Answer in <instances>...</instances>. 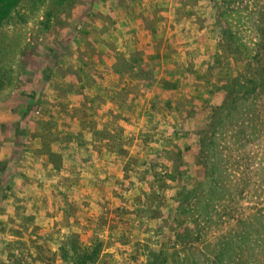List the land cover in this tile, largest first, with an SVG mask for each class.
Returning a JSON list of instances; mask_svg holds the SVG:
<instances>
[{
	"label": "rangeland",
	"instance_id": "obj_1",
	"mask_svg": "<svg viewBox=\"0 0 264 264\" xmlns=\"http://www.w3.org/2000/svg\"><path fill=\"white\" fill-rule=\"evenodd\" d=\"M152 1L22 0L0 25V264H73L74 238L80 252L101 244L94 264H264V88L253 98L244 97L230 115L225 110L214 114L229 82L264 78V0H177V10L186 13L181 17L175 12L177 23L184 17L192 23L179 28L166 20L171 60L166 69L186 77L167 73L169 93L156 100L166 115L146 116L154 127L159 121L161 128L166 126L163 140L173 136L166 162L146 158L154 149V136L144 130L139 137L149 139L151 147L135 145L130 107L124 109L127 118L118 110L121 101L139 100L140 86H154L149 77L133 85L136 77L129 75L137 74L130 61H139L150 47L151 23L145 14L154 7ZM197 61L200 65L193 69ZM182 67L187 74L176 72ZM107 75L126 88L120 91L117 83L104 91ZM217 118L223 123L214 138L199 134ZM65 119L72 132L63 127ZM73 119L80 125L68 122ZM85 133L108 147L104 153L115 154L110 162L129 174L126 182L147 184L149 190L141 191L139 199L150 202L133 228L148 236L133 245L136 251L102 256L108 248L105 240L88 245L71 234L59 243L57 256L51 254L50 240L39 234L35 247L22 240L21 234H30L17 222L18 186L30 192L32 185L83 183L86 161L73 154L72 145ZM190 193L186 206L182 198ZM131 241L120 244L133 247Z\"/></svg>",
	"mask_w": 264,
	"mask_h": 264
},
{
	"label": "crops",
	"instance_id": "obj_2",
	"mask_svg": "<svg viewBox=\"0 0 264 264\" xmlns=\"http://www.w3.org/2000/svg\"><path fill=\"white\" fill-rule=\"evenodd\" d=\"M177 2V0H154V2H151L150 6L154 7L150 8L145 14L150 19L151 23L149 26L150 29L148 30V38L149 41H151L149 43L150 47H147V51L142 56L138 55L140 56L139 61L138 59L135 61V58L133 59L134 63L132 65L131 61L129 63L130 66H135L136 70L134 69V71H137V74L140 75L138 76L136 73L129 75H135L136 77L133 79V85L135 83L138 84V81H142L144 77H149L153 80L154 86H140L139 100L132 95L133 97H130L127 103L121 101L122 107L118 108V110L121 109V114L125 116L127 113L124 114V109L130 107V112L127 111L130 115L128 122H135V126L133 127L135 129L133 132L137 133L133 141L135 145H148L150 143L149 139L143 142L142 138L139 137V133L144 130V132L151 133V137L154 136V149L145 154L147 155L146 158L153 162L159 159L166 162V147L171 144V139L173 137H166V140H163L162 137L165 136L163 129H166V126H162L161 128V123L159 121L157 122V127H154L152 124L154 120L151 122L152 118H150L153 117L152 115L162 111L160 110L161 108H158V104L156 105V100H161L160 96L166 98V95L169 93V91L166 90V85L164 87L166 77L168 76L167 73L169 74L172 72L170 69H166V67H171L169 63L171 60L168 59L170 57H168L166 51V48L169 46L166 45V36L164 37V32H166V20H169L170 24L179 28L183 26V23L188 25L192 23V21L187 22L186 17L183 18L184 21H182V24L181 22L177 23L175 18L178 16L175 15V12H179V16L181 17L182 15H186L184 8L177 10ZM166 7L169 8L168 11ZM138 15L139 19H137L140 20L138 21V23H140L141 13ZM158 38L163 39L162 41H158ZM154 42L156 45L153 44ZM210 42L212 43V38H210ZM211 43L209 44L210 46ZM175 57L177 56H173V59ZM186 64L187 62L183 63V66L187 69L188 66ZM196 65V67H193L192 64L191 67L197 69L200 63L197 61ZM184 67L175 71L179 72V70H181L187 74ZM111 72L115 73L116 71L110 70V73ZM125 74L123 78L125 77L124 79H128L126 77L128 76L127 72H125ZM172 75L175 79H180L182 76L180 73ZM107 77L109 83L106 79V82L103 84L104 91L116 87L117 83L120 84V91L126 88L122 83L118 82V79L114 78V76L107 75ZM185 77L186 75H183V78ZM68 78L67 76L66 80ZM113 83H115V86ZM110 98H113L112 94H110ZM116 104L119 105L118 100H116ZM163 105H166V101H163ZM95 107L96 105L93 108L95 109ZM139 107H141V109H139ZM93 108H90V110ZM57 109L59 111V107ZM94 109L92 111H94ZM73 111L75 112V109H70V112ZM140 113H143V116ZM149 113L154 114L151 115ZM161 114L166 115V111L165 113L163 111L160 112V115ZM148 115L150 117H146ZM106 117L108 118V116ZM125 117L127 118V116ZM163 121L166 123V118L163 119ZM66 122V119L61 122L63 127H67V131L72 132L73 128L70 127L71 125H67ZM68 122L80 125L75 119ZM129 123H127V121H120V126L125 125L129 128ZM73 142V154H81V157L83 156L86 161L81 169L83 183L79 182L63 188L59 187L58 184H46L42 188H36L32 185L30 187L33 190L29 189L31 190L30 192L23 189L24 186H18L19 190H21V201L17 204L18 207L16 206L17 210H19V213H16L18 217L17 222L26 225L30 234L28 238H25V235L21 234L22 240H25L29 245L32 244L35 247L36 243L34 240L36 239V235L39 234L41 239L50 240L48 247L50 248L51 254L57 256L59 255V243L71 234H78L80 239L88 245L92 244L95 240H105L108 248L103 251L102 256L104 254H110V257H115V253L119 252L118 250L120 249V251H136L137 249L133 245L142 242L143 239L148 236L144 231L133 228V226L139 224V218L143 213V209L148 206L147 202H150L148 200L146 201L145 197L139 199L141 191L149 190L146 189L147 184L141 181L135 184L126 182V176H129V174L124 172L122 166L118 167V165H112V162H110L111 159L116 158L115 154L111 155L104 153V151L107 152L108 147L102 148L100 146L101 141L96 140L92 135L85 133L81 140L77 141V139H74ZM80 144H83V146L80 147ZM99 146L102 150L98 154L96 150L100 149ZM149 146L151 147L150 144ZM141 154L143 155V153ZM71 158L73 159V157ZM71 158H69V160H71ZM140 159H145V157ZM110 172L113 173V178L110 176ZM64 173L65 172H62L60 175L63 176ZM67 175L68 174H66V176ZM110 179H113V182H109ZM23 191L26 193L23 194ZM73 192H75L77 196L74 195ZM147 196L150 197L149 193ZM152 196H155L154 193L151 194V197ZM76 197L79 198L75 199ZM13 216L16 217V215ZM150 223L154 224L155 220H152ZM36 228L38 233L36 232ZM31 232H33V234H31ZM10 238L17 239L12 236H10ZM126 238H129L130 241L132 240L131 245L133 247L120 244Z\"/></svg>",
	"mask_w": 264,
	"mask_h": 264
},
{
	"label": "trees",
	"instance_id": "obj_3",
	"mask_svg": "<svg viewBox=\"0 0 264 264\" xmlns=\"http://www.w3.org/2000/svg\"><path fill=\"white\" fill-rule=\"evenodd\" d=\"M22 0H0V25L3 24L5 21L9 20L12 17V14L19 5L21 4ZM61 48H57L55 50L54 56L57 57L59 55ZM44 71L49 72L48 66L44 67ZM47 74V73H46ZM50 74V73H48ZM40 84H42V79L40 81ZM43 85V84H42ZM264 88V78L262 79H245L242 80L240 78H237L236 80H233L232 82H229L228 85L224 86L222 88L223 91L226 92L225 100L223 102V105H226V108L223 105L217 106L214 108L215 113L221 112L222 115L225 112V115L229 113L234 112V110H237L238 107L241 105V103L244 101V97L249 98L252 97L258 92L259 89ZM246 101V99H245ZM30 108V107H29ZM225 110V111H224ZM213 111V112H214ZM29 113V110L27 111ZM219 116V115H218ZM223 123V118H217V120H214V123H211V125H207L206 129H203L199 134H205L209 137L214 138L216 136V132L218 129V126H221ZM192 194L190 193L187 196H183L182 201L184 204H188V199H191ZM180 210V207L178 211ZM71 248L73 250V254L75 256V260L73 264H94L101 253V244L98 243L94 247H92L89 251L80 252L77 245H76V238L72 240ZM66 253L64 254V256Z\"/></svg>",
	"mask_w": 264,
	"mask_h": 264
}]
</instances>
